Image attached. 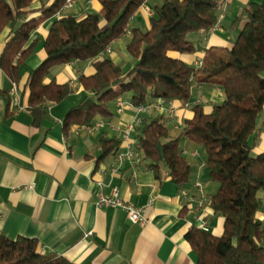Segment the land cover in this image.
<instances>
[{"label": "trees", "instance_id": "trees-1", "mask_svg": "<svg viewBox=\"0 0 264 264\" xmlns=\"http://www.w3.org/2000/svg\"><path fill=\"white\" fill-rule=\"evenodd\" d=\"M147 0H100L101 10L78 19L72 15L56 18L44 41L46 59L29 72L28 108L33 123L39 125L47 111L44 105L67 99L70 83L48 80L53 70L70 62H92L94 72L82 74L80 83L91 91L74 106L65 127L89 125L113 116V108L125 94L135 105L160 98L189 104L194 84L219 87L224 101L210 111L197 103L194 115L186 120L181 135L204 147L205 168L218 184L210 206L224 217L220 236L206 228L192 227L186 234L198 256L197 264H264V220L257 216L264 192V152L253 156L252 137L264 110V0L249 1L235 23L240 33L230 48H208L203 65L191 66L172 53H192L189 35L210 32L219 21L223 0H163L154 7L147 30L129 27L132 17ZM67 0H42L33 10L34 0H0V34L12 30L2 54L1 67L20 88L21 68L36 49L39 39L30 42L37 25L61 12ZM40 12L38 18H30ZM20 25L16 31V24ZM130 33L128 52L137 59L124 75L121 65L100 56L116 39ZM30 42V43H29ZM165 114L144 119L137 129L138 149L158 175L166 166L174 183L184 188L192 166L179 147V137L171 138ZM255 139V138H254ZM104 155L116 154L120 139L102 138ZM0 264H76L57 254H44L37 239L20 236L10 239L0 234Z\"/></svg>", "mask_w": 264, "mask_h": 264}, {"label": "crops", "instance_id": "crops-1", "mask_svg": "<svg viewBox=\"0 0 264 264\" xmlns=\"http://www.w3.org/2000/svg\"><path fill=\"white\" fill-rule=\"evenodd\" d=\"M249 1L259 0L223 3L213 30L189 35L194 52L172 55L195 66L208 48L232 47L242 26L235 20ZM162 2L147 0L129 27L147 30L151 15L146 11L154 13V7ZM41 5L42 0H34L31 9L37 10ZM74 9L77 10L74 16L82 19L88 13L99 12L101 2L77 0L73 8L64 7L59 14L37 25L30 42L38 38L39 43L21 68L20 88L1 67L12 30L6 28L0 34V234L10 239L20 236L37 239L44 254L61 255L76 264H197L198 256L186 234L192 227L200 226L198 218L202 217L208 221L206 229L220 236L224 217L210 206V197L218 190V184L209 178L205 168L206 151L182 136L181 129L175 125H184L193 117V105L200 103L210 111L214 104L224 101V94L219 87L195 83L189 104L182 106L175 101L176 117L167 118L171 138L179 137V147L192 166L190 181L184 188L174 183L166 166H162L157 175L147 161L117 162L116 154L103 156L100 140L118 138L121 141L120 129L134 122V110L126 108L118 112L115 104L113 116L104 118L113 126L106 125L95 132H87L82 128L84 125L65 127L70 110L85 96L92 95L80 83L82 74L94 72L90 61L70 62L53 70L48 80L68 82L74 92L64 101L46 103L47 111L39 125H35L28 108L29 90L24 83L29 72L46 59L44 41L53 21L70 15L68 11ZM39 16L41 13L35 12L30 18ZM128 35L129 32L112 42V52L106 55L121 65L123 72L124 52H128L124 39ZM14 88L19 105L13 100ZM121 99L130 101L131 94ZM263 112L257 133L251 139L255 144L253 151L256 149L257 153L264 152ZM159 114L149 109L143 118L150 120ZM197 183H201L202 191L198 190ZM114 188L124 200L146 207L145 226L134 224L121 208L97 204L100 193L109 194ZM262 198L257 216L264 220V192Z\"/></svg>", "mask_w": 264, "mask_h": 264}, {"label": "built area", "instance_id": "built-area-1", "mask_svg": "<svg viewBox=\"0 0 264 264\" xmlns=\"http://www.w3.org/2000/svg\"><path fill=\"white\" fill-rule=\"evenodd\" d=\"M77 0H67L65 4V8H73ZM231 2V0H224V3ZM144 5L142 6V8ZM148 15H153V12L146 11ZM59 14V13H58ZM134 16L132 17V19ZM112 43H110L106 49L100 54V56H106L112 52ZM203 65V58H198L196 61V67H200ZM14 94L13 100L15 105H19V97L16 88L12 90ZM117 111L123 112L126 108L132 109L135 111V119L133 123L127 124L120 129L121 133V147L116 153V161L123 162L125 160L133 161L135 164H139L142 161V153L138 149V139L134 133H137V129L143 125V114L147 112L149 109H153L158 111L161 114H165L170 119H174L176 117V102L171 99L160 98L150 103L135 105L133 101H125L123 99H119L116 103ZM109 125L113 126L110 121L101 118L95 121L92 124L82 126L87 132H95L100 128ZM183 125L176 124L175 128L182 129ZM197 188L199 191H202L201 183H197ZM186 196L188 193L186 191L183 192ZM151 203V202H150ZM149 203V204H150ZM97 204L99 206H110L115 208L123 209L127 217L134 223L140 226H145L147 223V219L145 217V208L134 205L131 202L124 200L119 195V190L114 188L111 193H100L98 196ZM200 220V228H206L208 221L205 218L199 217Z\"/></svg>", "mask_w": 264, "mask_h": 264}, {"label": "rangeland", "instance_id": "rangeland-1", "mask_svg": "<svg viewBox=\"0 0 264 264\" xmlns=\"http://www.w3.org/2000/svg\"><path fill=\"white\" fill-rule=\"evenodd\" d=\"M68 14H70V15H72V16H74V15H76L77 14V10H70V11H68ZM130 38H131V36L130 35H128L125 39H124V42L125 43H128L129 42V40H130ZM125 54V60H126V62L123 64V66H124V73H125V75L131 70V68L132 67H130V69H129V66H131L132 64H136L135 62H136V58L135 57H133L131 54H129L128 52H124ZM128 66V67H127ZM130 93H127L126 94V96L127 95H129ZM262 117H263V119H264V112H263V115H262ZM260 134H261V132L257 135V138H256V142L258 143V140H260ZM203 149H204V147H203ZM205 150V149H204ZM258 154H260V153H257V151H256V149L252 152V155L253 156H257Z\"/></svg>", "mask_w": 264, "mask_h": 264}, {"label": "water", "instance_id": "water-1", "mask_svg": "<svg viewBox=\"0 0 264 264\" xmlns=\"http://www.w3.org/2000/svg\"><path fill=\"white\" fill-rule=\"evenodd\" d=\"M19 25H20V22H18V23L16 24V26H15V28H14V31H16V30L18 29Z\"/></svg>", "mask_w": 264, "mask_h": 264}]
</instances>
